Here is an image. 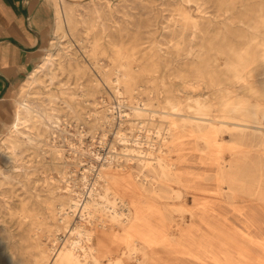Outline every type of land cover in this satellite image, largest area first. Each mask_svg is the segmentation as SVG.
<instances>
[{
	"label": "bare ground",
	"instance_id": "obj_1",
	"mask_svg": "<svg viewBox=\"0 0 264 264\" xmlns=\"http://www.w3.org/2000/svg\"><path fill=\"white\" fill-rule=\"evenodd\" d=\"M55 6V34L62 38L66 29L59 0ZM260 6L261 14L253 12L254 17L263 16L264 0ZM255 35L246 33L241 42L246 48L226 45L197 51L175 76L172 97L162 106L154 90L137 82L150 75V64L140 70L128 60L117 65L115 78L107 82L118 102L113 107L119 109L118 120L129 123L131 134L121 128L115 132L116 142L125 146L122 156L101 163L86 191L77 192L68 178H61L55 190L58 203L51 212L56 226L42 247L44 264H152L160 256L166 260L158 249L167 253L172 240L182 241V260L231 264L223 255L213 261L217 246L195 253L184 244L186 236L202 228L208 230L204 239L214 245L224 244L230 231L235 238L264 245V41L252 48ZM53 59L47 56L31 73L27 88ZM35 109L27 100L17 103L12 134L24 136L21 125L38 112ZM114 113L107 115L108 122L116 118ZM171 139L174 150L165 153ZM51 141L49 147L61 154L62 145ZM119 242L125 244L121 250ZM249 255L243 256V263L251 264Z\"/></svg>",
	"mask_w": 264,
	"mask_h": 264
},
{
	"label": "rangeland",
	"instance_id": "obj_2",
	"mask_svg": "<svg viewBox=\"0 0 264 264\" xmlns=\"http://www.w3.org/2000/svg\"><path fill=\"white\" fill-rule=\"evenodd\" d=\"M56 1L50 0L51 30L37 66L50 55L54 58L53 65L40 72V79L29 88L25 85L31 74L14 88L12 117L0 131L3 172H0V264H44L42 251L45 238L54 233L56 226L51 212L58 203L55 192L61 178H68L77 192L86 191L101 163L108 157L122 156L125 146L116 142L115 132L121 128L131 134L130 126L118 120L119 109L113 108L118 102L113 86L107 82L115 78V68L120 62L131 61L136 70L150 64V75L137 82L154 90L157 105L162 106L166 97H172L175 76L181 68H187L197 51L226 45L246 48L248 45L241 42L248 32L256 34L252 48L260 47L264 41V25H261L264 14L253 16V12L261 14V0H59L66 29V36L62 38L55 34ZM123 88L130 99L126 84ZM22 100H27L39 112H32L21 125L24 136L12 134L10 124L15 107ZM111 112H115L116 118L108 122L107 115ZM51 140L62 145L61 154L49 147ZM173 142L171 139L164 147L165 153L174 150ZM85 174L86 184L83 182ZM61 186H64L63 181ZM197 231L195 235L186 236L184 243L195 253L216 250L214 246H217L218 256H214L213 261L223 255L231 264L238 258H242L243 263V256L249 253L251 264H264L261 243L245 242L244 238L233 237L230 231L224 244L214 245L204 239L208 230ZM119 243L121 250L125 244ZM119 247L113 245L114 249ZM182 247V241L168 242L167 253L158 249L166 255L167 261L160 256V260L152 264H195L179 257ZM118 256L116 253L114 258Z\"/></svg>",
	"mask_w": 264,
	"mask_h": 264
},
{
	"label": "crops",
	"instance_id": "obj_3",
	"mask_svg": "<svg viewBox=\"0 0 264 264\" xmlns=\"http://www.w3.org/2000/svg\"><path fill=\"white\" fill-rule=\"evenodd\" d=\"M49 6L50 0H0V131L12 117L14 88L41 60L51 30Z\"/></svg>",
	"mask_w": 264,
	"mask_h": 264
}]
</instances>
